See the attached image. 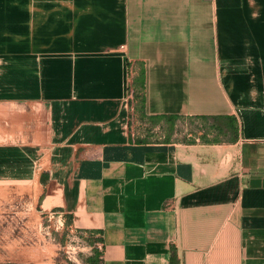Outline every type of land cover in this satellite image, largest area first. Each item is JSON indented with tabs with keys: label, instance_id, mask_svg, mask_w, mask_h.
Returning a JSON list of instances; mask_svg holds the SVG:
<instances>
[{
	"label": "crops",
	"instance_id": "crops-1",
	"mask_svg": "<svg viewBox=\"0 0 264 264\" xmlns=\"http://www.w3.org/2000/svg\"><path fill=\"white\" fill-rule=\"evenodd\" d=\"M0 184L102 264H264V0H0Z\"/></svg>",
	"mask_w": 264,
	"mask_h": 264
},
{
	"label": "rangeland",
	"instance_id": "rangeland-1",
	"mask_svg": "<svg viewBox=\"0 0 264 264\" xmlns=\"http://www.w3.org/2000/svg\"><path fill=\"white\" fill-rule=\"evenodd\" d=\"M190 129L181 125L180 136H190ZM28 186L0 184V264H72L69 246L77 243L75 232L40 213L34 195L23 190Z\"/></svg>",
	"mask_w": 264,
	"mask_h": 264
},
{
	"label": "trees",
	"instance_id": "trees-1",
	"mask_svg": "<svg viewBox=\"0 0 264 264\" xmlns=\"http://www.w3.org/2000/svg\"><path fill=\"white\" fill-rule=\"evenodd\" d=\"M180 117L181 116H171L170 122H171L173 129H175L176 120ZM196 118L193 117L187 120V125L191 126V129H190V136H189L190 139L186 138L185 140L189 142H195L197 137L199 140L207 142V141H210L211 139L210 133L213 132L215 129L219 131H223L222 128L216 125L213 126V124H208V122H206L208 118L206 117H199L200 121ZM185 137H187V135ZM165 139H168V135L165 136ZM139 140H143V138ZM70 221H71V217L70 219H67L65 221L66 225ZM83 232H86L87 235L85 236ZM97 232L99 231L94 230V229H86V230L78 231L80 236L84 237L85 244L90 245L92 249V253L89 255L79 254V257L82 259L84 264H102V252H103L102 250L103 249H100L96 243L97 241H103V239H102V236H99V237L95 236V233Z\"/></svg>",
	"mask_w": 264,
	"mask_h": 264
},
{
	"label": "built area",
	"instance_id": "built-area-1",
	"mask_svg": "<svg viewBox=\"0 0 264 264\" xmlns=\"http://www.w3.org/2000/svg\"><path fill=\"white\" fill-rule=\"evenodd\" d=\"M75 234H76V236H77V243L76 244H73V245H71V246H69L70 247V249L72 250V252H73V254H74V256H73V258H74V260H72L71 258H70V260L73 262H75V264H82V259L79 257V256H77L76 257V255H79V251H81V246H83V245H85V241H84V237L82 236H80V234L78 233V232H75ZM83 234L86 236L87 235V233L86 232H83ZM95 236H101V234L99 233V232H97V233H95ZM97 246L100 248V249H102L103 248V242L102 241H97ZM79 258V259H78ZM79 260H81V262H79ZM73 262V263H74ZM72 263V264H73Z\"/></svg>",
	"mask_w": 264,
	"mask_h": 264
}]
</instances>
